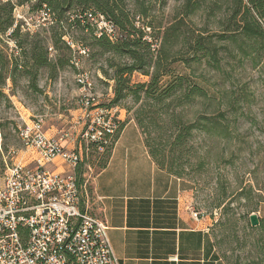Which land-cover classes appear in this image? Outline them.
Here are the masks:
<instances>
[{"label":"rangeland","instance_id":"374dc122","mask_svg":"<svg viewBox=\"0 0 264 264\" xmlns=\"http://www.w3.org/2000/svg\"><path fill=\"white\" fill-rule=\"evenodd\" d=\"M4 1L7 0H0ZM124 3L134 15L135 27L142 30L144 40L151 44L153 57H157L158 50L164 49L166 57H170L164 66L172 75L184 77L185 81L173 97L176 100L169 99L162 105L154 104L143 95L135 103L128 96L120 102L123 109H119V122L134 121L135 114L139 113L150 125L154 137L163 145L167 143V147L174 137L172 118L187 125L196 123L199 126L203 118L209 120L208 124H214L215 131H193L192 138L182 145L181 154H177L180 156L181 179L188 184L193 210L213 226L215 241L225 261L228 264H264V227L253 231L247 227L252 213L264 221V59L263 67L252 68L246 64L239 68L231 58L233 56L227 53V49L236 53V45L217 40L220 34L217 28L201 30L203 22L199 17L192 22L185 18L179 29L174 33L169 31L168 28L182 17V0H124ZM44 13L30 12L24 4L15 9L14 20L20 26L17 41L26 49L40 43L46 49L47 67L31 69L28 74L17 72L9 77L8 63L27 64V69L30 64L27 58L21 57L8 32L0 35V52L5 59L4 67L0 66V129L4 134V149L19 151L18 162L28 163L34 158L17 138V128L23 121L41 119L48 136L66 133L68 143L74 142L76 148L82 141L80 100L83 94L75 82L77 71L70 63L72 57L78 61L77 67L91 76L93 97L99 103L104 104L113 97L115 83L113 69L109 66L111 57L100 56L97 48H90L88 40L82 41L83 46L79 44L83 34L76 30L70 34L72 41L69 37L64 38L70 51L62 45L56 49L50 40V30L40 31L52 24V17L48 19ZM44 18L47 19L42 20ZM166 31L168 36L171 33L174 36L164 44ZM197 35L213 36L212 42L221 61L219 71L203 64V60L200 64L192 60L203 57L193 54L188 45ZM78 48L86 49L87 56L78 57ZM114 59V63L119 62ZM187 60L193 62H183ZM59 61L65 64L61 67ZM170 79L165 77L160 86ZM149 80L150 77L136 72L130 77V86L146 84ZM33 82L36 90L32 87ZM194 85L206 92L207 100H178ZM83 145L82 161L75 173L79 183L85 182L91 190V182L105 159V149ZM5 171L0 158V183Z\"/></svg>","mask_w":264,"mask_h":264},{"label":"trees","instance_id":"16d2710c","mask_svg":"<svg viewBox=\"0 0 264 264\" xmlns=\"http://www.w3.org/2000/svg\"><path fill=\"white\" fill-rule=\"evenodd\" d=\"M24 4L27 5L30 12L37 13L44 9L50 14L52 24H49L47 29L40 31L50 30L52 35L50 40L56 49H58V45H62L70 51L69 44L64 38L69 37L72 41L73 37L70 34L76 30L83 34L79 44L82 45L83 40H88L90 48H97L100 56L111 57L109 66L113 69L112 80L115 85L112 90L113 97L105 104L106 107L123 109L120 105L122 100L131 96L134 102L138 103L141 100V95L156 105H162L183 88L185 78L172 75L164 66V63L170 58L166 57L167 52L164 49L158 50L157 57H153L151 44L144 40L142 30L135 27L134 15L126 9L124 0H16V2L7 0L3 3L0 2V35H6L8 32L9 37L15 40L21 57L27 58L28 64H30V69H27L29 66L27 64L8 63L10 66L9 77L17 72L23 71L28 74L31 69L38 70L48 66L46 49L40 43H38L39 46L32 44L26 49L17 41L20 36V26L15 23L14 11ZM181 9L182 17L168 28L169 31L172 30L174 33L179 29V26L184 24L185 18L192 22L194 18L199 17L203 22L201 30L206 32L207 27L217 28L220 31L217 40L224 41L230 46L236 45L234 48L236 53L227 49V53L233 56L231 58L236 66L241 69L246 64L251 65L252 68L263 67L264 57H260V53L264 54V0H182ZM89 14L102 15L111 21L116 30L115 38L110 39L105 35L96 36V29L87 18ZM167 31L164 44L170 42L174 36L172 33L168 36ZM212 37V35L206 37L197 35L193 42H188V45L193 54L203 56L193 57L192 60L198 64L203 60V64L219 71L222 68L221 61L217 57ZM114 58L119 62L114 63L112 61ZM4 61V56L0 52V66L4 67ZM183 62L189 64L193 61ZM59 64L62 67L65 62L59 61ZM136 72L150 77L149 82L131 87L130 77ZM165 77L171 79L165 85L160 86ZM32 87L36 90L35 82L32 83ZM180 98L178 100L191 102L193 99L207 100L208 97L201 87L194 85L187 89ZM174 100L176 99L173 98L172 101ZM200 120L201 125L198 126L196 123L187 125L172 118L171 126L174 137L167 147V143L163 145L159 138L154 137L150 125L139 113H136L134 117V121L142 133L147 152L155 165L160 170L179 179L182 174L179 171L181 168L180 156L177 154H181L179 151L182 150V145L192 138L193 131L202 130L208 133L215 131V125L208 124V119ZM126 123H119L116 134L110 143L103 147L105 159L99 172L106 167L113 145ZM94 148L96 147L94 146ZM222 203L218 205V208ZM247 227L250 231L257 228L250 227L249 222ZM262 227H264V221L259 219L258 229Z\"/></svg>","mask_w":264,"mask_h":264},{"label":"built area","instance_id":"2783aa9c","mask_svg":"<svg viewBox=\"0 0 264 264\" xmlns=\"http://www.w3.org/2000/svg\"><path fill=\"white\" fill-rule=\"evenodd\" d=\"M43 11L49 19L46 10L39 12ZM87 18L96 36L115 38L111 21L102 15L89 14ZM87 52L77 49L78 57L87 56ZM70 63L76 67L75 82L83 94L82 141L76 149L66 148L68 134L48 136L43 121L31 119L17 128V138L34 158L18 162L19 151L4 149L0 129V158L6 170L0 183V264H119L108 228L94 214L91 190L85 182L79 183L75 173L82 161L83 143L99 150L110 143L120 123L119 109L105 106L110 99L99 103L93 97L91 76L77 67L75 57Z\"/></svg>","mask_w":264,"mask_h":264},{"label":"crops","instance_id":"0c3cea01","mask_svg":"<svg viewBox=\"0 0 264 264\" xmlns=\"http://www.w3.org/2000/svg\"><path fill=\"white\" fill-rule=\"evenodd\" d=\"M189 192L186 181L155 165L130 119L91 182L94 214L105 222L119 264H228Z\"/></svg>","mask_w":264,"mask_h":264},{"label":"water","instance_id":"95a60500","mask_svg":"<svg viewBox=\"0 0 264 264\" xmlns=\"http://www.w3.org/2000/svg\"><path fill=\"white\" fill-rule=\"evenodd\" d=\"M249 224H250V227L252 228L258 227L259 219L256 214L253 213L249 216Z\"/></svg>","mask_w":264,"mask_h":264}]
</instances>
